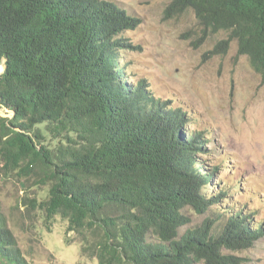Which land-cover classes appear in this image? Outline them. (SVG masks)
Masks as SVG:
<instances>
[{"label":"trees","instance_id":"16d2710c","mask_svg":"<svg viewBox=\"0 0 264 264\" xmlns=\"http://www.w3.org/2000/svg\"><path fill=\"white\" fill-rule=\"evenodd\" d=\"M188 9L227 33L213 53L236 40L264 77V0H172L167 12ZM140 22L113 0H0V109L12 112L0 113V160L39 178L41 209L98 264H233L224 250L252 246L264 226L219 207L228 191L209 192L218 167L202 166L210 137L185 131L188 112L123 76L121 34ZM186 207L215 219L180 234ZM0 264H32L1 209Z\"/></svg>","mask_w":264,"mask_h":264},{"label":"rangeland","instance_id":"374dc122","mask_svg":"<svg viewBox=\"0 0 264 264\" xmlns=\"http://www.w3.org/2000/svg\"><path fill=\"white\" fill-rule=\"evenodd\" d=\"M113 1L141 20L121 34L127 43L119 50L123 76L133 84L146 80L156 98L169 101L165 105L188 112L185 131L210 137L207 150L198 156L202 166L218 167L209 192L222 186L228 191L229 197L218 206L226 211L243 206L254 215L249 219L254 227L264 226L263 75L247 54H239L236 40L227 51L213 53L228 35L205 29L193 9L172 15L167 12L172 0ZM3 71L0 65V74ZM0 113L12 115L2 109ZM38 180L32 172L6 168L0 160V209L22 253L32 264H98L81 255L75 234L66 231L67 220L41 209L46 187ZM184 212L191 222L180 234L208 217L215 219L211 211L197 214L186 207ZM219 227L217 221L213 229ZM224 253L236 257L233 264H264V237L250 247Z\"/></svg>","mask_w":264,"mask_h":264}]
</instances>
